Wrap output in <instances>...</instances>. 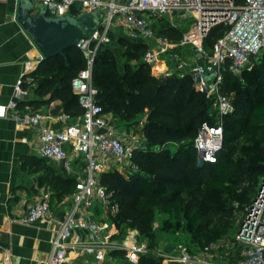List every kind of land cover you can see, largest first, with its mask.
I'll return each mask as SVG.
<instances>
[{"label":"built area","instance_id":"2783aa9c","mask_svg":"<svg viewBox=\"0 0 264 264\" xmlns=\"http://www.w3.org/2000/svg\"><path fill=\"white\" fill-rule=\"evenodd\" d=\"M34 1V14L41 12L37 4L47 9L48 16L54 17L72 15L74 11L79 15L95 10L104 13L100 28L77 46L87 59V67L72 80L73 92L84 110L79 122L67 123L69 118L62 115L64 126L55 130L44 124L48 116L43 111L28 106L20 108V103L30 95L29 87H25L26 76L17 81L13 99L7 107L17 124L37 131L39 153L43 158L59 163L68 171L72 170L78 156L85 163L84 176L76 183L72 208L52 242L47 264H70L71 252L79 256L72 264H105L108 257L117 252H123L130 263H137L142 254L151 249L139 240L138 231L121 240L112 220L118 212V205L113 200V193L101 184L100 177L111 171L124 175L137 173L133 150L145 146L139 144L137 136L132 137L134 145L128 146L127 136L117 130L110 115L98 103L99 91L93 81L97 51L101 46L111 44V34L117 28L125 30L126 39L147 46L142 60L155 69L157 76H189L199 92L216 102L223 119L234 111L232 98L222 91L224 72L229 70L240 76L264 55V0H243L241 4L236 0ZM190 19H194L192 28L183 34L177 47L156 27L158 21L176 27L177 21L184 23ZM219 25L229 29L212 47H207L206 39ZM182 47L191 48L192 56L185 58L171 49ZM43 60L41 55L38 63ZM208 74L214 77L209 80L206 78ZM223 145V123L204 122L194 140L202 163L215 164ZM51 206L50 194H44L19 222L33 225L44 221L51 213ZM237 244L238 254L227 264H264V179L256 199L247 210ZM170 261L212 264L208 260H194L185 249ZM0 264L14 263L8 259Z\"/></svg>","mask_w":264,"mask_h":264},{"label":"trees","instance_id":"16d2710c","mask_svg":"<svg viewBox=\"0 0 264 264\" xmlns=\"http://www.w3.org/2000/svg\"><path fill=\"white\" fill-rule=\"evenodd\" d=\"M242 1L236 0V3ZM78 13L74 11L72 16H78ZM228 29L224 25L213 28L206 46L212 47ZM160 31L170 39L183 36L180 30L172 27ZM118 39L128 44L130 51L137 56H143L147 49L143 43L125 37ZM109 45L98 49L94 61L93 81L99 91L97 101L106 113L113 114L120 122L132 123L148 111L143 127L147 145L133 150L137 173L106 172L101 175L100 182L113 193V200L118 205V212L112 217L116 228L134 220L141 233H146L152 218L146 212L138 215L139 210L146 211L166 201L165 210L176 212L179 218L182 210L180 197L190 187L222 190L242 178L241 169L233 160L232 148L244 134L241 132L243 122L264 124V55L240 76L229 70L224 72L222 91L228 96L233 95L234 111L224 116V145L217 162L199 165L194 140L204 122L216 124L210 115L212 100L194 87L189 76L159 77L143 60L137 64L128 63L121 71ZM86 67L87 59L78 47L66 50L57 58L44 59L31 75L36 83V99L21 102L20 108L29 106L38 110L40 105L61 101L63 113L75 121L83 116L84 110L73 92L72 80ZM25 87L28 88L29 84L25 83ZM260 173L264 172H255L254 176ZM207 174L209 178L204 182ZM60 182L63 189L59 197L69 193L74 186L72 181L60 179ZM199 217V212H192L191 223H196ZM165 261L164 256L148 252L142 254L136 264H166Z\"/></svg>","mask_w":264,"mask_h":264},{"label":"crops","instance_id":"0c3cea01","mask_svg":"<svg viewBox=\"0 0 264 264\" xmlns=\"http://www.w3.org/2000/svg\"><path fill=\"white\" fill-rule=\"evenodd\" d=\"M18 7L19 0L0 2V263L10 259L14 264H47L52 242L72 208L75 183L84 176L85 163L78 156L72 170L68 171L59 163L43 158L39 153L37 131L17 124L8 113L14 87L22 76H26L30 89V95L24 102L36 99V83L31 75L37 70L42 55L19 24ZM176 23V27L164 21H158L156 25L160 29L176 28L182 35L192 28L191 24V28L186 30V22ZM115 35L120 38L126 34L117 28ZM180 39L171 38L175 47L179 46ZM171 49L185 58L193 54L191 48ZM61 107V101L38 106L37 109L48 116L44 122L47 127L63 128L61 116L65 114ZM108 114L111 122L116 124L113 114ZM67 117V123H72L73 118ZM60 179L73 182L71 194L63 193L59 197L63 189ZM44 194L51 196L48 218L33 225L21 224L19 219Z\"/></svg>","mask_w":264,"mask_h":264},{"label":"rangeland","instance_id":"374dc122","mask_svg":"<svg viewBox=\"0 0 264 264\" xmlns=\"http://www.w3.org/2000/svg\"><path fill=\"white\" fill-rule=\"evenodd\" d=\"M37 9L41 11L44 8L37 4ZM193 21L194 19H190L186 22V30L191 28ZM157 29L160 30L159 25H157ZM113 34L108 48L112 50L121 71L128 63L137 64L142 61V56L132 53L131 47L126 43L119 42L118 37L115 33ZM65 57L67 58L68 55ZM229 96L233 98V95ZM212 104L211 119L216 123L224 124V118L222 119L219 107L214 100H212ZM148 113V111L144 112L132 123L113 119L116 122L117 130L127 136L128 146L134 145L133 136L139 138V144L147 145L143 127L147 122ZM71 121L74 123V120L71 119ZM241 132L244 134L233 144L232 148L233 160L241 169L242 178L239 181L230 183L226 189L215 191L208 190L203 186L190 187L180 197L179 202L182 210L179 218H177L176 212L165 210L166 201L146 211L139 210L138 215L143 212L151 215L152 219L147 224L148 230L146 233H141L134 220H130L118 228L121 240L125 239L129 233L138 231L140 233L139 240L145 242L149 248L152 247L150 251L152 254L164 256L166 264H179L170 260L179 257L184 249L194 260H208L212 264H227L229 260L235 258L238 254V232L264 179V173L254 176L255 172H264V124L250 125L245 121L241 125ZM197 163L203 164L199 154ZM208 178L209 174L204 182H207ZM69 193H72V189L69 190ZM192 212L200 213L196 223H191ZM167 248H172L173 251L167 253ZM206 248H209L208 252H206ZM69 256L70 264L76 263L79 258L78 254L73 252ZM105 264L136 263H130L125 254L121 252L109 256Z\"/></svg>","mask_w":264,"mask_h":264},{"label":"water","instance_id":"95a60500","mask_svg":"<svg viewBox=\"0 0 264 264\" xmlns=\"http://www.w3.org/2000/svg\"><path fill=\"white\" fill-rule=\"evenodd\" d=\"M34 0H19L17 19L21 27L36 45L44 59H54L66 50L77 47L90 39L100 28L104 13L101 10L87 12L79 16L54 17L47 15L44 8L34 14ZM213 74H208L211 80ZM172 248L166 252L171 253Z\"/></svg>","mask_w":264,"mask_h":264}]
</instances>
